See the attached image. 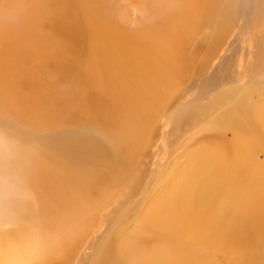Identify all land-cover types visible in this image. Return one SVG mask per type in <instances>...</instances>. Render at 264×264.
<instances>
[{"label": "bare ground", "instance_id": "bare-ground-1", "mask_svg": "<svg viewBox=\"0 0 264 264\" xmlns=\"http://www.w3.org/2000/svg\"><path fill=\"white\" fill-rule=\"evenodd\" d=\"M201 2L145 0L148 22L160 31L143 26L138 32L118 33L121 30L102 18L101 8L109 4L108 0H7L0 9V128L15 124V120L32 123L38 115L42 128L69 121L70 107L68 99L61 97L63 91L44 83L32 97L17 91L20 82H35L26 64L40 56L50 73L81 78L86 92L83 114L89 125L108 137L119 153L123 151L125 159L133 158L146 133L140 125L161 105L191 61L186 47L198 28ZM82 19L87 28H83ZM48 21L51 35L46 38ZM79 38H90L92 54L89 60L80 61L76 71L70 67L84 58L79 51L86 46L76 42ZM72 47L80 57L72 58ZM6 105H16L19 115H6ZM263 110L255 111L251 106L244 110L241 104L237 111L217 119L220 132H232L225 160L216 170L220 176L211 174L213 183L208 182L212 186L206 183L191 193L190 188L195 187L191 178L198 174L197 167L203 172L209 159L197 164L194 160L144 216L145 230L173 237L190 233L224 257L236 256L232 264H239L238 259L251 250L256 263L264 264V207L258 206L264 201V168L251 162L258 153L259 138L254 128L257 122L264 124ZM190 118L186 115L183 120ZM4 131L0 129V226L9 223L13 228L0 233V264H62L87 224L82 216L88 212V181L70 170L69 160L58 161L62 144L54 137L42 143L38 151L32 149L29 133L21 134L19 141ZM23 141L26 148L21 145ZM230 147L236 150L229 153ZM94 151L102 152L98 148ZM233 172L242 174L233 185L242 199L233 193L205 196L207 191H226L228 173ZM228 197L233 198L228 201ZM137 239H125L113 248L118 264L178 262L165 247L148 253L150 243ZM103 260H108L106 255Z\"/></svg>", "mask_w": 264, "mask_h": 264}, {"label": "rangeland", "instance_id": "rangeland-1", "mask_svg": "<svg viewBox=\"0 0 264 264\" xmlns=\"http://www.w3.org/2000/svg\"><path fill=\"white\" fill-rule=\"evenodd\" d=\"M6 1L0 0V9L5 6ZM143 1L145 0H108L109 4L101 8L102 18L107 19L114 29L121 30L118 33L138 32L143 26L160 31V28L149 24V14ZM198 20V28L186 47L191 61L178 83L169 90L171 94L168 92L149 119L143 120L140 128L144 131L146 129V133L143 135L142 146L131 159H125L123 151L119 153L108 137L89 125L83 114L86 92L84 86L80 85L81 78L59 72L50 73L40 56L36 60L27 61L26 69L29 68L35 82H20L17 91L32 97L36 94L35 89H39L38 85L42 83L63 91L61 97L67 98L69 102V121H64V124L50 123L42 128V118L38 115L32 123L15 120V124H8L7 128L0 129H6L4 132L7 136L19 141L21 134L29 133L33 148L29 146L38 151L42 150V143H47L54 137L62 144L63 152L58 155V161L69 160L70 170L76 171L89 185L85 187V190L89 188V193L86 194L88 212L82 216L87 220L86 227L62 264H118L113 248L125 239L137 238L150 243V254L151 250L165 247L168 253L179 259L176 264H232L237 261L236 256L224 257L201 244L190 233L189 236L173 237L165 232H148L143 226V218L150 212L155 201L169 192L170 186L191 168L194 160L197 164L203 159H209L204 163L203 172H199L197 167L198 174L191 178L195 181V187L192 190L190 188L191 193L206 183H213L210 181L211 174L220 176V172L216 170L225 160L232 132H220L215 124L218 118L237 111L241 104H244V110L250 106L255 111L264 109V0H202ZM49 24L48 21L44 28L46 38L51 35ZM81 24L84 25L83 28H87L84 19ZM76 42L86 45L81 48L83 52L79 51L80 55L84 54V58L70 67L77 71L80 61L89 60L92 51L89 49L90 38H79ZM75 48L70 50L73 59L78 55ZM23 73L25 72L22 71ZM6 106L9 108L8 111L7 107L3 109L6 115H19L16 105ZM33 109L37 110L35 107ZM186 115L191 118L183 120ZM263 125L257 122V127L254 128L259 144L258 153L251 161L257 167L261 164L262 169ZM24 142L21 145L26 148ZM96 148L102 152L96 153ZM235 150L230 147L229 153ZM211 154V157L204 158ZM10 168L12 172L13 167ZM228 174L230 176L227 178L229 183L226 191H207L205 196L212 198L217 193L219 196L233 193L235 198L242 199L240 192H235L233 186L242 174ZM255 189L257 191L258 187ZM232 198L228 197L227 200ZM258 206L264 207V201L259 202ZM12 228V224L3 223L0 233ZM248 252V256L238 259L239 264H257L252 251ZM105 255L108 260L103 262Z\"/></svg>", "mask_w": 264, "mask_h": 264}]
</instances>
